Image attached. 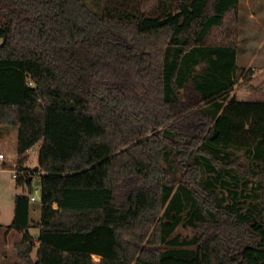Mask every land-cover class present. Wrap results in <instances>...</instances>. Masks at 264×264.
Listing matches in <instances>:
<instances>
[{
	"label": "trees",
	"instance_id": "16d2710c",
	"mask_svg": "<svg viewBox=\"0 0 264 264\" xmlns=\"http://www.w3.org/2000/svg\"><path fill=\"white\" fill-rule=\"evenodd\" d=\"M239 2L103 0L98 13L0 0V126L18 129L20 170L40 145L41 180L38 222L15 197L11 261L0 224V264H264V101L230 96L253 74L237 65ZM178 186L195 229L186 254L162 248L178 246L166 211Z\"/></svg>",
	"mask_w": 264,
	"mask_h": 264
},
{
	"label": "rangeland",
	"instance_id": "374dc122",
	"mask_svg": "<svg viewBox=\"0 0 264 264\" xmlns=\"http://www.w3.org/2000/svg\"><path fill=\"white\" fill-rule=\"evenodd\" d=\"M86 3L95 11L100 13L103 8V0H85ZM239 46L237 65L244 68L246 71L252 69L253 74L247 78H242L239 84L231 91L230 96H235L240 101H264V0H240L239 2ZM255 14V17L254 15ZM0 39V44L2 43ZM246 80L250 86L241 87L240 84ZM159 129L153 130L157 134ZM40 145L35 146L27 153V159L24 162L28 170V175L32 176L31 187L18 186L17 180L13 178L12 171L20 170L18 168V146L16 141L10 139L7 143L0 142V154L5 158L0 159V223L4 224L1 229L2 250L10 254V261L15 256L14 250H8L3 243L6 236L5 227L10 225L14 216V198L17 193H27L33 196L35 201H32V207H41V180L40 175L34 173L38 165V149ZM242 160L247 161L248 157L243 152L238 153ZM170 156L169 160H172ZM169 161L168 163H170ZM27 172V170H26ZM27 176V175H26ZM180 176V174H178ZM224 182H234L231 177H223L217 181V195L220 198H227L229 202L234 200V194L229 188L223 186ZM245 181L240 183L239 187V202H245L246 208L249 204L255 203V194L252 191V186H246ZM248 196V197H247ZM191 197L188 191L179 188L174 191L172 197L166 203V211L172 217L179 220V223L169 240H177L178 246L171 247L164 245V250L174 249L181 251L184 254L189 253L194 249L191 240L194 237L195 229L190 221L191 219ZM37 215H32V220L37 219ZM41 217V214L39 218ZM172 222V220H166ZM35 233V232H34ZM14 239H11L13 241ZM11 247L13 243L10 244ZM10 247V246H9ZM98 262L99 257H94Z\"/></svg>",
	"mask_w": 264,
	"mask_h": 264
},
{
	"label": "crops",
	"instance_id": "0c3cea01",
	"mask_svg": "<svg viewBox=\"0 0 264 264\" xmlns=\"http://www.w3.org/2000/svg\"><path fill=\"white\" fill-rule=\"evenodd\" d=\"M252 15H254V17H255V14H252ZM237 60H238V55H237ZM12 138H13V140L16 141V144H17V142H18V129L15 128V127L0 126V142L1 143H7ZM23 167H25V164H23ZM20 194L27 195V193H17V195H20ZM30 197H32V196H30ZM13 202H14V214H15V198H14V201ZM34 214H36L38 217H37V219H33L32 220V215H34ZM40 214H41V207H40V209L39 208L32 207V201H31V205H30V218H31L32 225H33V223L38 222L40 220V218H39ZM13 219H14V216H13ZM13 219H12V222H13ZM0 224L1 225H4L2 223H0ZM29 231H30V233L34 237H36L39 234V229L38 228H35V227H31L29 229ZM21 236L22 235L20 233H17L15 231H10L5 236V240H4L3 243L6 245V247H8L7 248L8 250H14V245H15V243L17 241H19L21 239ZM11 239H14V240L11 241ZM11 243H13L12 247L10 245ZM6 251L7 250H5L4 252H6ZM8 255L10 256L9 253H8Z\"/></svg>",
	"mask_w": 264,
	"mask_h": 264
},
{
	"label": "built area",
	"instance_id": "2783aa9c",
	"mask_svg": "<svg viewBox=\"0 0 264 264\" xmlns=\"http://www.w3.org/2000/svg\"><path fill=\"white\" fill-rule=\"evenodd\" d=\"M30 151V150H29ZM28 151V152H29ZM5 158V156L3 155V154H0V159L1 160H3ZM19 174H24V175H27L28 174V171L26 172V171H19V170H14V171H12V176H13V178L14 179H17L18 178V176H19ZM31 200L32 201H35V198L32 196L31 197Z\"/></svg>",
	"mask_w": 264,
	"mask_h": 264
},
{
	"label": "water",
	"instance_id": "95a60500",
	"mask_svg": "<svg viewBox=\"0 0 264 264\" xmlns=\"http://www.w3.org/2000/svg\"><path fill=\"white\" fill-rule=\"evenodd\" d=\"M156 130V129H155Z\"/></svg>",
	"mask_w": 264,
	"mask_h": 264
}]
</instances>
